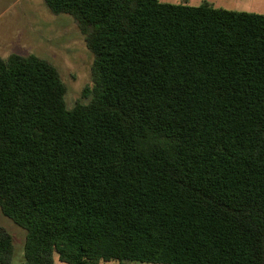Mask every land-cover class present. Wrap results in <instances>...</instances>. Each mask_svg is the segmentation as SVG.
<instances>
[{"label":"trees","instance_id":"obj_1","mask_svg":"<svg viewBox=\"0 0 264 264\" xmlns=\"http://www.w3.org/2000/svg\"><path fill=\"white\" fill-rule=\"evenodd\" d=\"M93 55L0 56V211L24 264H264V15L160 0H44ZM0 227V264H13Z\"/></svg>","mask_w":264,"mask_h":264},{"label":"rangeland","instance_id":"obj_2","mask_svg":"<svg viewBox=\"0 0 264 264\" xmlns=\"http://www.w3.org/2000/svg\"><path fill=\"white\" fill-rule=\"evenodd\" d=\"M163 3L199 6L209 2L216 8L264 15V0H160ZM35 55L55 65L67 86L66 103L73 108L83 99L85 87L92 86L93 55L73 19L66 14H53L44 0H0V56ZM0 227L14 241L13 264H24L26 231L0 211ZM104 264H151L107 262Z\"/></svg>","mask_w":264,"mask_h":264}]
</instances>
